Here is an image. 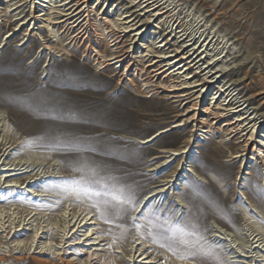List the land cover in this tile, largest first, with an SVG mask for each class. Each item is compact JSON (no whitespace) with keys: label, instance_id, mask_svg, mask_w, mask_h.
I'll return each mask as SVG.
<instances>
[{"label":"rangeland","instance_id":"1","mask_svg":"<svg viewBox=\"0 0 264 264\" xmlns=\"http://www.w3.org/2000/svg\"><path fill=\"white\" fill-rule=\"evenodd\" d=\"M5 1H0V143L14 146L0 166H40L31 173L39 176L30 189L16 183L30 174L11 178L16 181L11 187L0 177V264H264L263 166L233 159L240 153L238 136L225 135L221 123L201 133L206 128L185 122L184 103L175 94L152 87L171 90L188 72L167 70L176 63L167 67L165 61L158 64L166 70L158 84H150L146 74L113 64L115 47L97 28L76 46L65 38L58 44L40 23L28 26L39 27L28 36L19 23L29 15L30 0L9 12L11 19L3 10L12 2ZM129 1L91 0L90 17L98 24V13L129 16L137 10ZM155 1L167 13L146 27L137 45L149 46V56L168 57L196 42L185 51L201 60L202 69L212 63L204 73L213 78L211 88L201 90L200 105L208 106L218 88H228L261 127L255 134L260 140L264 0ZM161 40L168 45L155 49ZM93 51H104L105 58L97 62ZM108 60L112 65L105 66ZM138 64L146 69L150 63ZM186 147L188 154L170 156ZM181 160L182 171L171 178ZM157 190L161 193L149 197ZM73 216L91 218L94 224L85 229L97 245L83 246L89 242L81 232L61 243ZM18 226L27 230L17 231ZM36 231L38 244L59 250L37 254L31 245ZM89 252L95 256L88 258Z\"/></svg>","mask_w":264,"mask_h":264},{"label":"bare ground","instance_id":"2","mask_svg":"<svg viewBox=\"0 0 264 264\" xmlns=\"http://www.w3.org/2000/svg\"><path fill=\"white\" fill-rule=\"evenodd\" d=\"M1 1V0H0ZM7 1V0H6ZM5 3H11L7 5L6 8L3 10L6 17H9L8 13L12 12L13 10H17L19 7H22L27 2H23L22 0H17L13 2L12 0H8ZM22 4H18V2ZM3 2V1H2ZM29 6V15L24 17L20 20L21 27H25V31L28 36H33L34 31L37 29L31 28L29 29L28 26H37L36 23L43 24L41 25L48 33L49 37L55 39V42L58 41V44H62L61 42L64 41V38L68 41L67 45L72 44L74 46L79 45L86 40H89V34L92 32L95 33L94 28H97L99 32H101L102 38L110 39L113 43V47H115V51L113 52V58L111 59L113 64L119 65L120 67L123 66L127 73H136V74H146L147 75V82L150 84H158L157 81L159 80L160 76L165 73V69L158 68V64H161L165 61H170L165 66H170L172 63H176V65L169 67L167 70L173 69V71H178L184 69L183 72L185 77L183 78L180 83H176L174 85H170L169 88L171 90L166 91L164 86L161 85H152L154 89L158 90L161 89L162 92L172 93L175 94L173 98H176L179 104L184 103L185 112L183 117H185V122H189L195 129H200L202 126L206 128V131L201 133H207L208 131L213 130L214 124H224V133L230 138H234L238 136L239 144H240V153L236 156L232 157L233 159L237 157H245L248 160H257L264 168V135L257 136L255 135L258 130L261 128L258 126V123L254 117H251L252 113L248 114L243 105H240L237 99H233L227 94V89L218 88V90L213 94L212 98L210 99V104L208 106H201V90H205L207 92L212 84L211 76H209V72L204 73L205 69H208L210 64L202 69L198 63L201 60L192 59V54H189L188 51H185L187 48L193 46L195 49L196 42L192 44H187L182 46L175 52H170L172 55L165 57H152L148 54L150 52L149 46L145 45H137L139 41L146 37V27L153 23H156L159 19L162 18L167 12L164 11V8L155 1V0H130L129 2L132 4V7L137 9L132 12L131 15L122 16L120 13H116L114 16L115 18L109 17V15H103L98 13L99 25L94 23L90 17V13L92 12L93 7L90 6L91 0H60V1H52V0H44L41 1L44 4H57L56 6L48 5L47 7L44 4L39 5L35 0H30ZM28 2V3H29ZM17 5V6H16ZM13 6H16L14 9ZM12 8L11 11H9ZM41 8L40 10H37ZM143 18V19H142ZM166 18V17H165ZM33 22V23H32ZM32 23V24H31ZM17 24V26L19 25ZM157 26V25H156ZM60 31V34L58 33ZM62 35V37H60ZM8 36V35H7ZM130 37V44L123 45L124 38ZM175 38V37H174ZM63 39V40H62ZM193 39H191L192 41ZM126 42V41H125ZM203 42V41H202ZM159 46L155 47L158 49L159 47L166 48L168 42H164L163 40L158 42ZM63 45V44H62ZM202 44H200L197 49L202 48ZM62 48V47H61ZM65 49V48H64ZM64 49H61L64 51ZM180 49H183L180 51ZM66 50V49H65ZM190 50V51H191ZM184 51L186 53H184ZM205 51V50H204ZM65 52V51H64ZM96 61L98 62L101 57L105 58L103 51L102 54L99 51H93ZM203 52V51H202ZM201 52V53H202ZM189 54V55H188ZM151 58L158 59L153 64L151 63ZM142 59H146V63H150L146 69H141L138 61ZM108 64L105 66L112 65L110 60H108ZM106 62V61H105ZM104 62V63H105ZM198 65V66H197ZM164 66V67H165ZM177 67V68H175ZM145 70V71H144ZM192 70L196 72L192 75ZM149 73V75H148ZM181 74L178 72L177 75ZM181 74V75H183ZM180 75V77H181ZM190 75V76H189ZM179 77V78H180ZM199 88V90H198ZM167 89V88H166ZM158 91L156 93H158ZM218 95V96H217ZM221 98L222 101H219ZM264 99V97H263ZM215 100V101H214ZM264 103V100L262 101ZM262 138V139H261ZM14 146V143L8 141V143H0V160L4 157L5 153L10 150ZM189 149L183 148L182 150H173L170 152L171 157L175 156H183L188 154ZM8 154V153H7ZM248 156V157H247ZM186 159V158H185ZM184 159V161H185ZM6 161V160H5ZM183 161V160H181ZM183 162H179L177 166L174 168L173 176L171 178L179 176V173L182 171ZM4 162L0 166V177L4 178L3 183L6 184V187L15 186L13 183L16 182L15 180H11V178L15 176H20L24 174H30L36 170L40 164H29L28 162L25 163H15V162H8L3 165ZM180 171V172H179ZM39 175L34 173L30 177L21 178L16 183H20V185H24L26 183L25 188H29L33 185V181H36ZM0 178V179H1ZM10 179V180H8ZM214 180V179H213ZM212 179L211 181L214 182ZM172 182V179L168 181V183ZM215 183V182H214ZM217 184V183H216ZM218 185V184H217ZM219 186V185H218ZM23 188V187H22ZM26 190L28 193L30 190ZM156 192V193H155ZM150 194L149 197H152L154 194L161 193V190H157ZM45 195L41 194H33L32 197H41ZM156 196V195H155ZM75 216H73V219ZM79 216L75 219L76 221L72 222V219L66 222V226L64 233L61 236V243L67 244V240L72 238L77 232L83 233V237L85 241L89 242L83 246H95L97 245L96 241L97 238L89 239L93 234H90L89 229H85V227H89L94 223L91 222V218H87V216L83 217L78 221ZM78 221V222H77ZM77 222V223H76ZM89 222V223H88ZM87 227V228H88ZM19 230H27V229H18ZM17 231H14L17 232ZM42 234V233H40ZM38 236V231L34 233L32 237V244L36 247L34 249L38 250L37 254L44 255V256H51V251L55 252L58 251V247H54L50 244L49 248L47 246H42L38 244L36 241V237ZM81 236V235H79ZM76 241H80L77 239ZM84 241V242H85ZM93 241V242H91ZM37 243V244H36ZM60 243V244H61ZM79 242H74L73 245H78ZM46 251H44V250ZM53 249V250H52ZM49 251V252H48ZM60 253H58L59 255ZM94 253H88V258L94 257ZM148 258H142L141 260H147ZM4 260L0 258V263H3ZM142 262V261H140ZM135 263H137L135 261ZM139 264H150L149 262L139 263Z\"/></svg>","mask_w":264,"mask_h":264},{"label":"snow or ice","instance_id":"3","mask_svg":"<svg viewBox=\"0 0 264 264\" xmlns=\"http://www.w3.org/2000/svg\"><path fill=\"white\" fill-rule=\"evenodd\" d=\"M112 199L113 200H117V201H119L120 203H123L124 201L121 199V197L119 196V195H114L113 197H112ZM182 231V230H181Z\"/></svg>","mask_w":264,"mask_h":264}]
</instances>
